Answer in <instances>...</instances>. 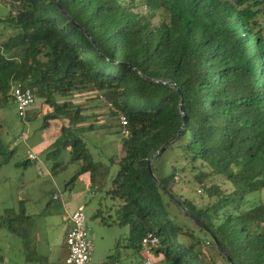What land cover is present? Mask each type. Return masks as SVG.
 <instances>
[{
  "label": "trees",
  "instance_id": "16d2710c",
  "mask_svg": "<svg viewBox=\"0 0 264 264\" xmlns=\"http://www.w3.org/2000/svg\"><path fill=\"white\" fill-rule=\"evenodd\" d=\"M0 3L9 7L0 15V107L13 103L12 82L19 80L34 90L35 104L49 107L43 127L50 119L70 121L53 146L57 156L68 149L83 162L68 184L85 172L94 182L103 178L102 189L111 179L105 190L119 200L112 221L129 227L137 261L143 237L153 232L162 256L156 264H231L213 237L235 264H264V198L250 205L247 198L264 190V0ZM161 9L169 19L155 23ZM101 104L119 126L120 112L128 118L113 175L80 135L96 126L86 124L85 110ZM179 132L152 160L153 177L149 159ZM168 150L179 151L177 162L158 176L156 161ZM15 152L0 136V169ZM189 169L207 197L202 203L177 190ZM173 205L210 232L193 219L197 231L180 222ZM102 211L96 215L106 219ZM120 260L116 248L104 263Z\"/></svg>",
  "mask_w": 264,
  "mask_h": 264
},
{
  "label": "crops",
  "instance_id": "0c3cea01",
  "mask_svg": "<svg viewBox=\"0 0 264 264\" xmlns=\"http://www.w3.org/2000/svg\"><path fill=\"white\" fill-rule=\"evenodd\" d=\"M48 109L41 103L33 105L23 119L22 131L7 141L16 152L0 169V264H58L65 260L69 253L66 235L71 227V214L85 206L88 198L99 190L106 192L111 184L109 179L107 188L102 189L98 184H104V179H99L101 183L94 182L90 172L82 173L74 183L68 184L83 162L74 160L68 149L59 156L54 152L62 128L71 124L68 119L57 118L50 119L43 127L42 117ZM97 109L102 107L85 110L89 117L86 124L93 122L96 126L83 129L80 135L95 161L113 166L112 162H118L124 154L123 139L117 132L121 126L117 122L109 127L97 123L100 122L95 115ZM113 126L118 129H109ZM29 152L36 158H31ZM56 193L62 198L55 199ZM103 197L109 198L107 192ZM120 254V261L125 263L122 251ZM133 256L136 258L133 262L139 260V255ZM124 257L130 258L128 249Z\"/></svg>",
  "mask_w": 264,
  "mask_h": 264
},
{
  "label": "rangeland",
  "instance_id": "374dc122",
  "mask_svg": "<svg viewBox=\"0 0 264 264\" xmlns=\"http://www.w3.org/2000/svg\"><path fill=\"white\" fill-rule=\"evenodd\" d=\"M146 4V3H144ZM263 12L259 15V19L261 24L264 27V6L262 7ZM143 10V9H142ZM9 11V7H5V5L0 3V15H5ZM146 12V11H143ZM169 13L165 9H161L157 12L156 17L153 19L155 23L160 22L162 19L168 20ZM78 97V95H76ZM79 98H81L79 96ZM86 98L84 97L82 101ZM41 102V101H39ZM38 102V103H39ZM102 109L96 110V116H99L97 122L100 125L109 123H116L117 118L110 116L109 108L105 104H101ZM50 110H47V113ZM98 112V113H97ZM45 116L42 117L43 124L45 121ZM23 118L18 115L16 106L14 103H6L2 107H0V136L4 138L5 141L8 139L13 140L14 135H17L23 129ZM117 128V126H113L109 129ZM128 136V135H127ZM121 134L122 139L127 137ZM179 151H166L165 154L156 161L157 170L156 173L158 176L166 175L174 168V164L177 162L176 155ZM168 159L166 162L165 159ZM182 162L178 163V166H182ZM110 169L113 171V174L119 168V161L114 162ZM180 183L177 186L178 192L182 195L193 198L196 202L202 203L207 200V197H202L198 193L199 184L196 183L195 177L192 171L189 169L184 174L180 173ZM224 188H228L229 186L224 182H220ZM105 191L99 190L96 192L95 195L88 198L85 205V211L88 216V226H89V236L93 241L94 244V253H93V261L94 262H102L106 261L108 255L111 254L116 248H119L120 251L123 253V261L125 263H132L136 258H133V251L130 247L127 248L128 236H129V227L127 225L122 226L119 225L112 220L116 218L115 213L117 207H119V200L114 199L109 196L108 199H104ZM248 205L258 202L260 199L264 198V190L257 191L251 193L248 197ZM101 208L103 211V216L106 218L104 219L101 216H97L96 213L98 209ZM172 213L178 215V219L180 222H187L193 229L196 231L198 230L197 226L194 224V221L189 217L183 215L178 208L174 205L171 207ZM111 214L113 218H110L107 214ZM104 219V220H103ZM106 220V221H105ZM109 250V254H107V249ZM128 249L130 252V258L124 257V253ZM162 256H156L155 260L158 262Z\"/></svg>",
  "mask_w": 264,
  "mask_h": 264
},
{
  "label": "built area",
  "instance_id": "2783aa9c",
  "mask_svg": "<svg viewBox=\"0 0 264 264\" xmlns=\"http://www.w3.org/2000/svg\"><path fill=\"white\" fill-rule=\"evenodd\" d=\"M147 7H144L146 11ZM11 100L16 106L18 115L25 119L28 115V110L36 102V94L34 90L23 81H13L11 86ZM103 99V96H101ZM109 107L113 108L111 104ZM119 120L121 123V134L124 136L129 135L128 118L120 112ZM31 158L36 156L29 152ZM198 193H202V187H198ZM55 199H61L60 193L54 195ZM71 227L66 235V244L68 246V256L58 264H105L104 262H94L93 254V241L89 236L88 216L85 211V206L78 207L70 217ZM160 247L159 238L153 233L148 232L142 240V260L132 262L129 264H156L155 256L156 250ZM41 264V263H38ZM112 264H128L121 261L113 262Z\"/></svg>",
  "mask_w": 264,
  "mask_h": 264
},
{
  "label": "water",
  "instance_id": "95a60500",
  "mask_svg": "<svg viewBox=\"0 0 264 264\" xmlns=\"http://www.w3.org/2000/svg\"><path fill=\"white\" fill-rule=\"evenodd\" d=\"M185 125V124H184ZM180 134V132L177 134V135H175L174 137H172V138H170L169 140H167L162 146H161V148L149 159V169H150V172H151V174L153 175V177H155V174H154V172H153V169H152V166H151V164H152V160H154L172 141H174L177 137H178V135ZM163 189L164 190H166V188L165 187H163ZM167 191V190H166ZM168 192V191H167ZM168 194L173 198V199H175L179 204H182L181 202H180V200H178V199H176V197L173 195V194H171V193H169L168 192ZM191 218L196 222V224H198L199 226H201L202 228H204L205 230H207L208 232H210L209 231V229H208V227L204 224V222H202L197 216H195V215H191ZM213 239L216 241V243H217V245L221 248V250H222V252L224 253V255L226 256V258L228 259V261L231 263V264H235L234 262H233V260H232V258H231V256L229 255V253L224 249V248H222V246H221V244H220V242L218 241V240H216V238L215 237H213Z\"/></svg>",
  "mask_w": 264,
  "mask_h": 264
}]
</instances>
